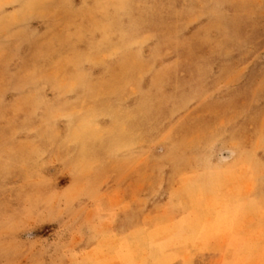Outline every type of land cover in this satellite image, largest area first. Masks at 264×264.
Instances as JSON below:
<instances>
[{"label": "rangeland", "instance_id": "rangeland-1", "mask_svg": "<svg viewBox=\"0 0 264 264\" xmlns=\"http://www.w3.org/2000/svg\"><path fill=\"white\" fill-rule=\"evenodd\" d=\"M0 264H264V0H0Z\"/></svg>", "mask_w": 264, "mask_h": 264}]
</instances>
